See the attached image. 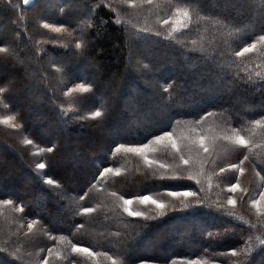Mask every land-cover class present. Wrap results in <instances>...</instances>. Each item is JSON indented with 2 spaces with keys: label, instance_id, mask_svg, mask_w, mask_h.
Instances as JSON below:
<instances>
[{
  "label": "trees",
  "instance_id": "obj_1",
  "mask_svg": "<svg viewBox=\"0 0 264 264\" xmlns=\"http://www.w3.org/2000/svg\"><path fill=\"white\" fill-rule=\"evenodd\" d=\"M260 36L264 0H0V264H264Z\"/></svg>",
  "mask_w": 264,
  "mask_h": 264
},
{
  "label": "snow or ice",
  "instance_id": "obj_2",
  "mask_svg": "<svg viewBox=\"0 0 264 264\" xmlns=\"http://www.w3.org/2000/svg\"><path fill=\"white\" fill-rule=\"evenodd\" d=\"M29 2H30V0H23V3L25 5H27ZM148 3H151V0H148ZM183 15L185 17H187L188 16V13L187 12H184ZM163 23L164 24H168L169 21L165 20V21H163ZM183 26L186 27V25H183ZM44 27H46V28H53L54 26L53 25H50V24H45ZM62 28H63V25H61V27H59V28H54V30L57 31V32H59V31H61ZM259 42H264V36H260L259 37ZM80 46L81 45L79 43L76 45L77 48H79ZM256 47H257V42H253L252 44L247 45L246 47H243L239 52L236 53V56L239 57V56H243L245 53L252 52V51H254L256 49ZM90 87L91 86L90 85H87V84H78L76 86V88L79 91H81V92H89L90 91ZM165 90H167V88H165ZM3 91H4V89L0 88V92H3ZM70 91H71V89H70ZM101 115H102V113L99 110L91 113V116L92 117H100ZM12 119H13V117H11V116L6 117L3 122L7 123L9 120H12ZM253 123L255 125L264 124V119L253 121ZM12 127H17V125L13 124ZM165 138H168V140L171 142V146L174 149H176L178 152L180 151V149H179V147L177 145L176 140L173 139V134L171 132H164L162 136H156L155 137V140H156V142L159 143V142H163ZM223 139L226 140V141H233L238 146H247L250 143V141L245 140V138L243 136L238 135V134L235 137L226 135V136L223 137ZM27 142L28 143H31V141H27ZM200 147L203 148L206 153L209 151V148L205 146L204 137H201L200 138ZM122 148H124V145L123 144L118 145L117 150L122 149ZM148 148H149V145L148 144H144V145H141L139 147L128 148L127 150L128 151L138 152V153L143 154L144 153V150L145 149H148ZM49 151H52V149H49ZM180 158H181L183 164L188 165L190 163V161L189 160H185L183 158V156H181ZM245 159H247V157H245ZM145 160L147 161V156H145ZM148 163L151 164V163H153V161H148ZM38 167L39 168H44L45 165L44 164H40V165H38ZM230 167L233 168V169H235L237 167V165L233 164V165H230ZM111 171H112L111 168H104L103 171L100 173V176L103 177L106 173H110ZM223 171H224V169H221V172H223ZM240 171L243 172V168H241ZM170 179L179 180L180 177L174 176V177H171ZM48 182L51 183L52 181L49 180ZM238 187H239L238 184H233L232 185V191H235ZM169 195H171L173 197H178V196L193 197V196L196 195V193L195 192H192V191H183V192L173 191V192H170ZM260 196H261V200H264V193H261ZM121 199L123 200V197H121ZM134 200L135 201H139V202L144 203V204H147V203L150 202L151 204L156 205L157 207H159L161 209L165 207V205L161 201H159L157 199H154L150 195H141V196H136V197H134L131 200H123L124 205H125L124 210L130 216H133V217H139V216H142L143 215V213H141V212L132 211V209H131L130 206L132 205V203H133ZM261 200H253L252 201V204L255 205V206H257V211H260L259 205L261 203ZM12 203H13L12 200H0V204H2V205H10ZM198 203H203V202L201 201V202H198ZM228 203L230 205H235L236 201L234 199H232L231 197H229ZM21 211H23V209H21ZM91 211H92V209H90V208H84L83 209V212L84 213H88V212H91ZM33 223H35V221H33L32 223H30L28 225V227L30 229L32 228V224ZM72 251L73 252H77V253L83 252V253H87V254L93 255V256L95 255V253L91 252V249H89V248H82V247H80L78 245H75V244L72 246ZM233 255H235V252H233ZM45 264H47L46 261H45ZM142 264H145V262H142Z\"/></svg>",
  "mask_w": 264,
  "mask_h": 264
},
{
  "label": "water",
  "instance_id": "obj_3",
  "mask_svg": "<svg viewBox=\"0 0 264 264\" xmlns=\"http://www.w3.org/2000/svg\"><path fill=\"white\" fill-rule=\"evenodd\" d=\"M29 4H30V2H29L27 5H25V4H24V5H25V6H28Z\"/></svg>",
  "mask_w": 264,
  "mask_h": 264
}]
</instances>
